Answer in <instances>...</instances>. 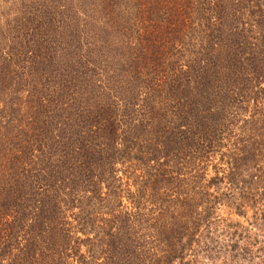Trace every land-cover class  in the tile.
Here are the masks:
<instances>
[{
  "label": "trees",
  "instance_id": "16d2710c",
  "mask_svg": "<svg viewBox=\"0 0 264 264\" xmlns=\"http://www.w3.org/2000/svg\"><path fill=\"white\" fill-rule=\"evenodd\" d=\"M97 3L145 98L82 106L73 151L0 136V264H264V0Z\"/></svg>",
  "mask_w": 264,
  "mask_h": 264
},
{
  "label": "rangeland",
  "instance_id": "374dc122",
  "mask_svg": "<svg viewBox=\"0 0 264 264\" xmlns=\"http://www.w3.org/2000/svg\"><path fill=\"white\" fill-rule=\"evenodd\" d=\"M97 1L0 0V136L9 140L6 149L21 151L24 140L35 149L36 140L44 137L57 152L73 151L70 133L76 131L63 127L62 122L79 118L77 112L82 106L109 104L115 112L123 110L126 101L138 104L144 100L145 96L135 94L131 79L123 71V59L134 51H129L124 42L118 44L123 38L122 24L114 25L113 31L108 26L109 11ZM181 53L173 51L170 61L185 64ZM116 75L124 88L116 86ZM154 80L163 81L157 77ZM93 87L101 89L90 96ZM118 117L119 133L125 134L128 120L123 111ZM164 164L159 160L160 168ZM128 166L115 165L122 183L125 177L135 175ZM19 169L13 178L19 175ZM34 174L32 167L31 176L25 180L45 182H35Z\"/></svg>",
  "mask_w": 264,
  "mask_h": 264
}]
</instances>
